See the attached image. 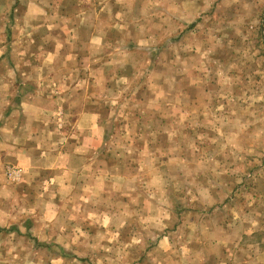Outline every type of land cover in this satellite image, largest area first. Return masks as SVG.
<instances>
[{
	"label": "rangeland",
	"instance_id": "obj_1",
	"mask_svg": "<svg viewBox=\"0 0 264 264\" xmlns=\"http://www.w3.org/2000/svg\"><path fill=\"white\" fill-rule=\"evenodd\" d=\"M137 2L145 7L129 36L149 43L125 49L129 58L103 57L98 149L106 168L117 161L129 169L122 176H132L131 211L144 216L150 235L132 253L125 245L137 222L120 228L119 244L104 254L65 253L57 237L39 242L30 236L32 213L16 199L19 171L7 163L0 165V264L151 263L158 234L169 238L171 255L186 247L195 263L212 264L207 245L217 232L230 236L227 264H264V0ZM24 3L0 0V45L13 35V9ZM115 183L109 190L121 199L126 188ZM94 209L110 206L87 207L86 215ZM86 225L87 240L95 241L98 226ZM68 233L58 241L83 240L78 230Z\"/></svg>",
	"mask_w": 264,
	"mask_h": 264
},
{
	"label": "crops",
	"instance_id": "obj_2",
	"mask_svg": "<svg viewBox=\"0 0 264 264\" xmlns=\"http://www.w3.org/2000/svg\"><path fill=\"white\" fill-rule=\"evenodd\" d=\"M143 7L137 0H25L18 11L13 9L18 16L9 27L12 37L6 34L0 45V165L8 163L19 171L13 188L16 199L32 213L35 226L30 236L39 242L48 237L59 240L71 237L68 230H78L80 243L56 240L65 253L104 254L101 250L119 244L120 228L131 222H137L140 230L128 238L127 253L133 252L134 244L142 246L143 235H150L143 227L144 216L131 211L129 169L117 161L112 169L106 168L98 149L103 141L98 111L104 108L99 97L106 92L102 80L108 79L102 72L107 63L103 57L129 58L134 55L125 49L149 43L129 36ZM159 13L158 26L164 29L166 12L163 17L161 9ZM113 46L120 48L108 49ZM115 182L126 188L121 199L109 190ZM102 204L110 209L105 213L94 209L86 215L87 207ZM74 222L85 224L81 229L71 226ZM86 222L98 226L95 241L87 240ZM213 234L216 238L207 245L208 256L216 259L212 264H227L230 236ZM155 238L148 252L153 261L143 264L197 263L186 247L171 255L169 238L160 234Z\"/></svg>",
	"mask_w": 264,
	"mask_h": 264
}]
</instances>
